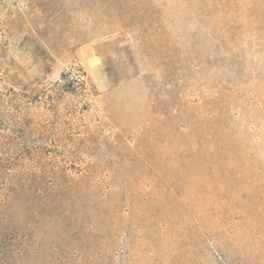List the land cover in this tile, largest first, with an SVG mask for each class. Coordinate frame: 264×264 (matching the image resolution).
I'll list each match as a JSON object with an SVG mask.
<instances>
[{"label": "rangeland", "instance_id": "rangeland-1", "mask_svg": "<svg viewBox=\"0 0 264 264\" xmlns=\"http://www.w3.org/2000/svg\"><path fill=\"white\" fill-rule=\"evenodd\" d=\"M0 264H264V0H0Z\"/></svg>", "mask_w": 264, "mask_h": 264}]
</instances>
